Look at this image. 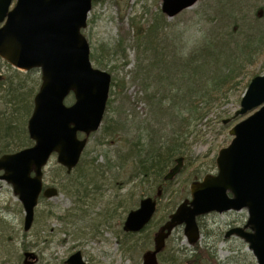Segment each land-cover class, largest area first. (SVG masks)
I'll list each match as a JSON object with an SVG mask.
<instances>
[{
  "label": "rangeland",
  "instance_id": "rangeland-1",
  "mask_svg": "<svg viewBox=\"0 0 264 264\" xmlns=\"http://www.w3.org/2000/svg\"><path fill=\"white\" fill-rule=\"evenodd\" d=\"M237 1L243 4L241 17L246 19L244 29L251 28V32L260 31L264 22L259 21L257 24L253 12L260 11L264 0H233L235 3ZM222 2L229 0H199L192 8L169 19L162 13V0L93 1L87 28L82 32L91 48L93 66L106 71L112 77L109 103L110 100L113 101L112 104L108 103L104 117L108 122L103 121L100 130L89 138V155L84 158L86 166L92 165L94 159H97V163L106 170V157L112 160L116 158L118 148L111 143L112 138L106 137V133L117 127V120L124 122L130 138L134 137L135 130H142L145 134L153 126L155 114L145 97L154 90L155 84L151 85L153 80L149 81L144 75L137 74L140 67L146 66L154 58L151 52L147 55L142 52L143 49L152 47L151 41L154 40L164 51L166 61L174 58L175 64L178 65L202 64L195 69L199 72L210 69L208 74L202 76L204 79L214 76V66L207 68L204 62H212L216 57H220L222 63L230 58L229 53L238 46L229 45L228 39L219 40L223 37L216 36L220 31L225 33L224 26L221 20L219 21L220 15L218 21L215 18L216 9ZM156 19L161 20L162 28L158 36L151 40L149 28L155 24ZM132 23L144 27L140 36L134 34ZM214 38H219V41L209 48L212 54L202 56L201 48ZM235 40L241 41L238 37H235ZM246 72L247 74L240 77V84L235 88L228 91L222 88L216 97L204 98V110L200 112L205 114L203 119L198 113L195 114L196 119L189 120V112L185 113L189 125L183 151L188 161L184 162L181 173L173 181L164 183V195L162 193L159 199L158 210L149 230L133 240L125 236L124 221L130 211L139 207L142 199L156 197L160 182L152 187L142 186L139 181L122 185L121 183L130 179L129 170L115 179L110 174L117 176V170H106L105 175H109V179L106 183L101 181L104 184L102 187L89 192L90 195L86 198L75 199L69 197L65 191L61 192L60 184L66 182V191L69 184L65 174L57 170L60 166L56 156H53L45 169L44 181L47 187H58L60 194L53 199L40 200L34 225L29 232H25L24 208L15 196L12 186L0 181V264H66L67 259L77 251H80L85 261L90 264H142L143 253L153 247L154 233L185 199L191 198L190 185L202 181L206 175H216L218 153L233 140L229 131L249 114L236 116L246 91L245 84L255 78V75H264V56L258 55L254 63L246 68ZM248 72H254V77ZM0 74L7 79L8 87L20 89L19 85H22L24 92H29L22 95L25 104L18 108L21 133L29 138L27 124L34 109V97L41 86V73L39 70L28 73L18 71L0 59ZM115 84H119L117 89ZM206 85L212 87L211 81ZM4 86H0V117L5 112H12L4 106V97L7 94ZM146 86L149 88L147 92L144 90ZM199 86L202 87V84ZM184 87L185 84L180 86L182 90ZM199 96L200 92L197 91L190 97V101L196 102ZM74 101L71 94L66 98L65 105L71 106ZM184 105L180 103L178 108L169 112L176 115L175 119L169 120V114L162 117L166 118L162 125H159L164 128L163 136L171 134V127L178 129L179 120L184 117L181 111ZM135 116L137 117L134 120ZM172 120L174 125L170 126ZM225 121L228 123L225 124ZM81 137L83 136L80 135ZM26 144L24 147L20 141L0 137V149H5L6 153L31 147L33 142L29 139ZM174 165L175 163L166 173ZM248 217L247 210L211 213L200 217L199 246L215 249L223 264H257L244 239L238 236L226 238L230 230L243 228ZM193 246L187 241L184 226L176 228L166 243L167 250H191ZM26 254L32 256L27 257Z\"/></svg>",
  "mask_w": 264,
  "mask_h": 264
},
{
  "label": "water",
  "instance_id": "water-1",
  "mask_svg": "<svg viewBox=\"0 0 264 264\" xmlns=\"http://www.w3.org/2000/svg\"><path fill=\"white\" fill-rule=\"evenodd\" d=\"M13 1L0 0V57L18 70L39 69L42 84L27 127L34 145L0 158V180L13 187L25 211L24 231L29 232L41 194L45 199L59 195L56 187L45 188L44 169L54 154L67 174L77 167L88 138L103 123L112 77L93 67L90 45L82 34L93 0H16L10 10ZM198 2L163 0L162 12L173 19ZM70 94L75 103L66 106ZM251 112L230 130L233 140L218 153L217 174L191 184V200H185L155 233L154 248L143 254L142 264H158L176 228L184 226L187 241L193 245L201 238L199 217L243 209L249 214L246 225L230 230L226 238L244 239L257 264H264V75L251 80L236 116ZM183 166L180 157L164 180L173 181ZM156 210V200L143 199L127 215L123 231L142 232ZM66 264L90 263L78 251Z\"/></svg>",
  "mask_w": 264,
  "mask_h": 264
},
{
  "label": "trees",
  "instance_id": "trees-1",
  "mask_svg": "<svg viewBox=\"0 0 264 264\" xmlns=\"http://www.w3.org/2000/svg\"><path fill=\"white\" fill-rule=\"evenodd\" d=\"M259 10V12L258 10L253 12L257 24H259V21L264 22V6H262L261 9L259 8ZM242 13V2L237 1L235 3L233 0H229V2L226 3H219L215 18L218 21L217 18L219 17L218 15H220L219 21L221 20L225 33H221L220 31V34L217 33L216 36L223 38H214L213 41L211 40L203 46L201 48L202 56L203 54H212L209 48L213 47L219 40L228 39L227 43L229 45L233 44L235 47L238 46V48L236 50L232 49V52L229 53L230 58L222 63L220 57H216L212 62H204L203 64H206L207 68H209L210 65L214 66V76L205 77V79L202 78V76L208 74L207 72L210 69L203 72H199L198 70L195 71V69L202 66V64L188 65L182 63L178 65L175 64L176 60H174V58L173 60L171 59V61H166L167 56L164 54V51H162L153 40L158 36L162 28L161 20H155V24L149 28V36L151 40H153L151 41L152 47H147L142 50L145 55L151 52L154 58H152L146 66L140 67L137 71L138 75H144L149 81L153 80L151 85L155 84L154 90L149 94L147 93L145 97V100L149 103L155 114L152 120L153 126L145 134L142 130H135L134 137L131 136L130 138V134L126 132L129 130L125 129L124 122L120 120L116 121L117 127L113 131H110V133H106V137L112 138L111 143L118 148L115 155L116 158L112 160L106 157V161L104 162L107 172H112L114 169L117 170V176L113 173L110 174V176L112 175L115 179L124 174L126 170H129L128 174L130 179L121 183L122 185H128V183L139 181L142 186L147 185L152 187L155 183L160 182L157 191H165L163 189L165 185L164 177L169 167H171L179 157H184L185 161L187 160L185 152L183 151V142L187 139V127L189 125V120L196 119L198 113L201 115V119L205 117L204 113L200 114V112L204 110L202 107L204 98L208 97L212 99L217 96L219 89L225 88L226 91H228L238 86L240 84V77L243 74H247L246 68L254 63L258 55L264 56V25L261 24L263 27L257 32H251V28L244 29L246 19L245 17H241ZM132 26L134 34L137 37L144 31V27L140 26L138 23H132ZM235 37L240 38L241 41L235 40ZM154 71L156 73H153ZM248 74H251L252 77L255 75L254 72H248ZM255 77H257V75H255ZM201 81H203V83ZM208 81H211L212 87L206 85ZM249 83L250 82L245 84V90L248 88ZM3 84L5 85L4 87H6L5 92L7 93L6 97H4V106L8 110L11 109L12 112H5L3 116L0 117V137H2V139H15L20 141L22 146L25 147L27 145L26 143L29 142V138L23 136V132L21 133V123L18 121V118H20L18 108L25 104V99L22 95L29 92H24L22 85H19L20 89L8 87L9 84H7L6 78L0 83V86ZM182 84H185L183 90L180 88ZM200 84H202V87L199 86ZM114 87L117 89L119 84H115ZM148 89L149 88L146 86L144 90L147 92ZM197 91L198 93L200 92L199 100L196 102L190 101V97ZM112 101L113 100H110L109 104H112ZM180 103H184L185 105L181 110L184 117H181L179 120V131L175 127H171L173 128L171 134L169 135V133H167L168 136H163L162 132L164 128H160L159 125H162V122L166 120V118L162 117L169 114V120L175 119L176 115H172L169 112L178 108ZM186 112H189V120L185 117ZM136 117L137 116H135L134 120ZM106 120L107 119L104 121ZM106 122H108V120ZM171 125H174L173 120L171 121L170 126ZM23 140H25L26 143ZM8 153H6L5 149H0V155ZM88 155L89 151L86 150L79 165L70 175L66 174L65 169L57 167V170L61 174H65L67 183L69 184L68 191L65 189L66 182L60 184L61 192L65 191L71 198H86L90 195L89 192L104 185L101 181H105L106 183L109 179V175H105L107 172L103 169L102 165L97 163V159H94L92 165L86 166V160L84 158ZM99 177L101 179H99ZM149 227L150 226L139 234L133 235L125 233V236L133 240L140 234L148 231ZM159 264L223 263L218 259L215 249L208 248L207 246L200 247L199 244H196L191 250H167L165 248L159 256Z\"/></svg>",
  "mask_w": 264,
  "mask_h": 264
},
{
  "label": "flooded vegetation",
  "instance_id": "flooded-vegetation-1",
  "mask_svg": "<svg viewBox=\"0 0 264 264\" xmlns=\"http://www.w3.org/2000/svg\"><path fill=\"white\" fill-rule=\"evenodd\" d=\"M0 27H1V25H0ZM0 156H2V155H0Z\"/></svg>",
  "mask_w": 264,
  "mask_h": 264
}]
</instances>
